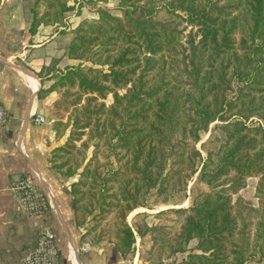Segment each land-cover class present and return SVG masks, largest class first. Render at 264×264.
<instances>
[{
	"label": "trees",
	"instance_id": "1",
	"mask_svg": "<svg viewBox=\"0 0 264 264\" xmlns=\"http://www.w3.org/2000/svg\"><path fill=\"white\" fill-rule=\"evenodd\" d=\"M42 1L57 17L73 8L68 0L36 4ZM86 1L96 6L109 0ZM232 3L118 0L120 16L97 7L99 17L76 28L68 54L107 68L68 66L48 89L77 86L81 92L71 101L73 106L79 105L81 93L91 94L87 105L77 110L76 129L91 126L99 110L112 117L106 123L114 131L109 145L115 151L120 146L122 152H116L120 165L109 170L112 176L104 182L116 181L121 195L117 248L122 253L131 252L136 241L124 218L143 205L144 194L153 187L171 194L184 191L198 173L204 188L191 206L175 210L186 217L177 231L174 253L198 238L202 253L188 254L184 264H264V123H246L253 116L264 121V0ZM233 8L240 11L234 13ZM183 23L196 32L185 34ZM36 31L32 25L31 34ZM109 94L112 105L100 102L91 108L92 102ZM83 110L89 115L82 122ZM216 121L221 122L224 139L217 151L204 156L197 147L200 132ZM100 124L96 121L97 128ZM114 136L118 139L113 142ZM64 145L52 150L49 161L60 174L74 176L81 162L72 167V158L56 161ZM84 174L104 179L91 164ZM251 176L260 177L258 208L242 198L234 200ZM84 181L72 184V195L82 193L79 185ZM77 204L73 196L80 226Z\"/></svg>",
	"mask_w": 264,
	"mask_h": 264
},
{
	"label": "rangeland",
	"instance_id": "2",
	"mask_svg": "<svg viewBox=\"0 0 264 264\" xmlns=\"http://www.w3.org/2000/svg\"><path fill=\"white\" fill-rule=\"evenodd\" d=\"M229 1L230 4H233L232 2L236 0ZM68 4L73 8L64 10L57 17L55 9L47 7L43 1L36 4V0H11L8 3L7 10L10 12L15 11L16 22L0 23V26L4 28L0 33V40L5 42H8V39L11 40L9 41V47L15 52L26 51L27 55L25 57L29 62L37 58L36 53H33L32 44L45 42L40 48V57L46 59L44 62H47V65L41 61L38 66L41 68L39 73L43 75L44 81H48L50 85L47 89H42L41 94L50 95L54 93V99L49 100L50 103L47 104V110L44 113L45 122L49 121L53 124L56 137L60 140V144L57 146L65 144V148L60 151L61 158L56 159V161L62 163L68 158H72L68 165L75 167L74 165L77 162L82 164L74 176L60 174L52 167L51 169L58 178L70 182V186L74 182L85 180L84 184L79 185L82 193L76 192L73 194L74 198L78 197L77 218L81 230V240L95 251H103L106 254L112 252V255L116 256L118 264H184L188 254H200L202 251L197 248L200 240L194 238L185 246L184 250L174 253L175 245L173 244H175V238L178 237L177 231L180 230V224L186 217V214L175 210L191 206L198 192L204 188L205 185L198 180V173L184 191L171 194L168 189L159 192L158 187H153L146 192L143 205H139L128 212L124 218V221L134 230L136 237L131 252L122 253L117 248V243L120 242L122 235L121 201L118 200L121 195L118 193L116 181L104 182L105 178L110 179L112 176L109 170L117 169L120 165V162L117 161L116 152H122L120 146H117L115 151L109 145V137H112L114 131H110L106 123L107 118L112 117L99 110L93 116L91 126L85 129H76L74 117L77 116L78 109L82 110L83 106L87 105L88 96L91 94L81 93L79 105L73 106L71 101L77 99L78 91L81 92L77 86L70 84L62 86L59 84L53 91H48V89L55 82H58L61 74L66 71L68 66L83 64L84 68H107V66H99L92 61L71 58L68 54L69 47L75 36L76 28L84 20L99 17V14L94 11L97 7L108 9L118 16L122 12L118 7V0L99 2L96 6L87 3L86 0H68ZM56 8L60 11L59 6H56ZM232 11L238 13L240 10L233 8ZM32 25L37 27L35 34L39 32V41H33V35L35 34L30 32ZM183 26H185V23H183ZM185 28V34L194 30L196 32V28H191V25H186ZM4 37L6 39H3ZM184 40H187L186 35H184ZM68 60H72V63L68 64ZM25 64L27 68L35 71L31 64ZM60 101L61 103L57 104ZM100 102H105L107 106L112 105V94H109L105 99L92 102L90 104L91 108L96 104L99 105ZM87 115L89 113H84V110L80 113L82 122L86 120ZM116 119L119 122L120 119ZM96 121L101 122L98 128L96 127ZM262 122L264 123L259 116H253L246 121L250 125H259ZM220 123L218 121L213 122L207 129L200 132L201 139L197 147L204 156L208 151H217L224 139ZM117 139L118 137L114 136L112 141L114 142ZM87 164H91L92 169H95L101 177L104 176V179H95L87 174H84L83 177L82 174ZM259 181V176L248 177L246 186L234 195V200L242 198L258 208L257 187ZM102 195L105 196L104 199H102ZM139 229L145 231L144 234H140Z\"/></svg>",
	"mask_w": 264,
	"mask_h": 264
},
{
	"label": "crops",
	"instance_id": "3",
	"mask_svg": "<svg viewBox=\"0 0 264 264\" xmlns=\"http://www.w3.org/2000/svg\"><path fill=\"white\" fill-rule=\"evenodd\" d=\"M10 1L0 0V23L16 22L15 11L7 10ZM3 30L0 26V33ZM39 39V32L33 35V41ZM9 41L0 40V98L10 111L9 123L0 134V264H20L35 242L37 229L43 226L55 230L63 264H118L112 252L82 249L85 242L75 220L70 182L58 178L51 169L50 152L60 140L51 122L35 120L38 114L45 116L49 100L54 99V93L41 94L50 85L38 66L41 61L47 65L46 59L40 57L45 42L32 44L37 58L29 62L27 52L11 50ZM26 173H31L49 196L46 219L28 217L11 196L10 183Z\"/></svg>",
	"mask_w": 264,
	"mask_h": 264
},
{
	"label": "built area",
	"instance_id": "4",
	"mask_svg": "<svg viewBox=\"0 0 264 264\" xmlns=\"http://www.w3.org/2000/svg\"><path fill=\"white\" fill-rule=\"evenodd\" d=\"M1 69V60H0ZM10 120L9 108L0 98V134ZM38 123L46 118L43 114L35 117ZM10 191L15 200L28 217L46 219L49 215L50 199L48 194L38 185L31 173H26L10 183ZM88 244H83V250H89ZM20 264H63L57 234L51 226L37 229L35 242L26 252Z\"/></svg>",
	"mask_w": 264,
	"mask_h": 264
}]
</instances>
